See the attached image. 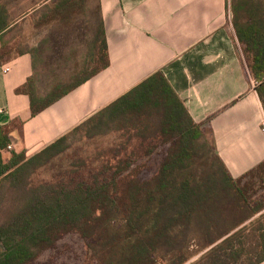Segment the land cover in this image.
I'll use <instances>...</instances> for the list:
<instances>
[{"label": "trees", "instance_id": "trees-1", "mask_svg": "<svg viewBox=\"0 0 264 264\" xmlns=\"http://www.w3.org/2000/svg\"><path fill=\"white\" fill-rule=\"evenodd\" d=\"M230 5L264 108V0H230ZM93 49L94 68L67 85L64 72L35 65L17 89L29 97L32 116L109 67L102 23ZM114 132L157 141L165 150L152 177L142 178L138 164L121 160L71 187L31 186L39 170L69 149L72 137ZM9 135L0 125V264H35L70 233L87 241L99 264H186L191 247L206 251L194 264L264 262V163L233 177L160 71L33 156L9 149ZM153 149L145 155L151 157ZM4 151L11 153L8 161ZM103 173L109 178L100 180Z\"/></svg>", "mask_w": 264, "mask_h": 264}, {"label": "crops", "instance_id": "crops-1", "mask_svg": "<svg viewBox=\"0 0 264 264\" xmlns=\"http://www.w3.org/2000/svg\"><path fill=\"white\" fill-rule=\"evenodd\" d=\"M230 7V0H0V125L12 149L37 154L160 71L231 175L255 169L264 163V108ZM101 23L109 67L32 116L17 89L35 65L67 73L87 48L91 56Z\"/></svg>", "mask_w": 264, "mask_h": 264}, {"label": "rangeland", "instance_id": "rangeland-1", "mask_svg": "<svg viewBox=\"0 0 264 264\" xmlns=\"http://www.w3.org/2000/svg\"><path fill=\"white\" fill-rule=\"evenodd\" d=\"M89 52L90 49L87 48L84 57L71 60L68 65V72L61 74L63 84L73 83L82 78L84 73L94 68L95 65L90 62V56L85 57ZM40 70H44V68H40ZM151 148L154 149L151 157H148L145 153ZM164 152L165 150L160 148L157 141L142 142L138 138L132 136L129 138L120 132L94 139L85 138L83 134H78L71 139L69 149L48 166L39 170L32 177L30 183L32 187L44 184L71 187L76 182L91 181L92 176L101 173L104 167L115 165L121 160L138 164L142 168L141 177L148 179L158 171L164 159ZM3 157L5 161H8L11 153L4 151ZM109 176V173H103L99 179L103 180ZM190 252L192 256L186 264L197 263L206 251L191 247ZM248 263L249 259L246 258L240 264ZM35 264L99 263L93 259L87 241L78 234L70 233L63 236L53 249L45 251Z\"/></svg>", "mask_w": 264, "mask_h": 264}, {"label": "built area", "instance_id": "built-area-1", "mask_svg": "<svg viewBox=\"0 0 264 264\" xmlns=\"http://www.w3.org/2000/svg\"><path fill=\"white\" fill-rule=\"evenodd\" d=\"M9 71V69H5V73H7ZM261 127H262V131H263V134H264V119L262 120V123H261ZM9 149H12L11 146H9Z\"/></svg>", "mask_w": 264, "mask_h": 264}]
</instances>
